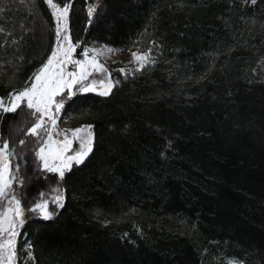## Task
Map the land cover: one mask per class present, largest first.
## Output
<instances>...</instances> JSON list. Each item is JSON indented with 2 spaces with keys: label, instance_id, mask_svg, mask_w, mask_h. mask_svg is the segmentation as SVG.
Segmentation results:
<instances>
[{
  "label": "trees",
  "instance_id": "1",
  "mask_svg": "<svg viewBox=\"0 0 264 264\" xmlns=\"http://www.w3.org/2000/svg\"><path fill=\"white\" fill-rule=\"evenodd\" d=\"M53 3L70 4L75 56L97 43L150 49L154 62L113 72L108 96H57L69 127L93 132L62 180L36 155L33 109L0 108L15 177L4 202L14 194L23 210L19 264L27 245L34 264H264V0ZM0 29L6 102L57 37L47 0H0ZM40 202L51 219L31 210Z\"/></svg>",
  "mask_w": 264,
  "mask_h": 264
},
{
  "label": "snow or ice",
  "instance_id": "2",
  "mask_svg": "<svg viewBox=\"0 0 264 264\" xmlns=\"http://www.w3.org/2000/svg\"><path fill=\"white\" fill-rule=\"evenodd\" d=\"M252 3H255L256 0H251ZM47 3L52 7L54 11V16L56 17L57 26H56V37H57V50L51 53V57L47 60V62L34 74L35 83L31 85V87L26 88L25 90L15 94L14 98L9 101L8 105L5 106L3 101H0V108L3 111H15V109L19 106V102L23 99H27V107L29 109H35L37 113L43 112L44 114H49L50 112V105L53 103V97L57 95H62L65 88L71 89L72 85L78 83L82 80L87 79L89 73L85 70L84 63L79 60H71V52L74 51V47L71 42L70 38L66 35L65 40L68 43V48H64L60 46V34H61V17L64 18V24L66 27L67 23V12L70 7V4H65L63 8L59 7L58 5L53 3V0H47ZM96 11L95 7L89 6L88 15L91 17L94 12ZM2 31V29H0ZM88 51L85 50L83 55L85 57L88 56ZM109 53L113 52V49H107ZM98 54V53H97ZM71 62L75 64L79 69L80 73L76 71L68 72L66 75L67 77H72V79H66V75L64 73L62 65ZM154 61L151 58V50L144 52L143 54L139 52L132 53V60L129 63L137 64L136 71H141L146 64L153 63ZM89 63L93 64V67L97 71H105L103 65H96L95 61H89ZM121 73L125 72L124 68L119 69ZM79 76V80L76 77ZM101 84L106 83L105 81H100ZM118 83V81H117ZM95 82H92L89 85L82 86L78 91L87 92L94 90ZM113 84L110 80L107 82V87L105 91L100 92L99 94L102 96H108L111 92V88ZM70 97H65V100L69 99ZM64 106V102H57L56 103V110L59 111L60 108ZM49 119H52L51 115H49ZM44 123L43 120H39L35 124V126L31 129V134H37V129L41 127ZM53 127H55V121L53 120ZM87 131L86 137H79L77 134L81 132ZM73 136L77 139H80L81 143V150L77 151L73 156L68 157L66 160L63 157L62 152H58L53 155V159H59L61 164L59 166H52L49 167L48 160L45 158L44 151L45 149L42 147L40 148L39 152L36 155L39 157L41 161L44 162V168L48 171L57 172L59 174V178L62 180L64 178V170H71V162L75 161L77 164H82L88 154L92 151V133L90 128H79L73 131ZM51 139V135L49 134V140ZM66 144L65 147L71 145V140H68L67 137L65 138ZM21 144L24 142L21 141ZM7 144L0 148V198H5L7 190L11 188L15 177L10 175L9 170V161L8 156L5 154V150L7 149ZM15 171H19L17 167ZM22 184L23 182L20 181ZM42 195V194H41ZM63 197H57L56 203L60 207H63V204L60 201ZM15 203V208L9 207L6 212L0 213V232L8 231L9 232V239L5 241L4 244H0V252H3L5 248L8 249L7 260L9 264L15 257V249H14V237L17 235L15 232L16 222L14 217H10L9 213L15 214V217L22 216V210L20 207V201L15 197L13 194L11 199L8 200L9 205ZM37 209L40 210V213L43 215L44 219H51L53 213H49L47 210V203L40 202L32 208V211H36ZM20 223L22 224L23 221L21 220Z\"/></svg>",
  "mask_w": 264,
  "mask_h": 264
},
{
  "label": "rangeland",
  "instance_id": "3",
  "mask_svg": "<svg viewBox=\"0 0 264 264\" xmlns=\"http://www.w3.org/2000/svg\"><path fill=\"white\" fill-rule=\"evenodd\" d=\"M250 3H251V0H248V4H250ZM50 8L52 10V13H54L55 10L52 7H50ZM53 16H54V14H53ZM54 20H55V25L57 26V21H56L55 16H54ZM66 35L70 38L71 44L73 46H75V44L72 42L70 32H69V9L67 12L66 27L64 24V18L61 17V34H60L59 39H60V46H62L64 48H68V46H69L65 40ZM57 47H58V45H57V39H56V43H55V46L53 48V51H56ZM107 49H113V52L109 53L107 51ZM85 50H89L87 57H85V56H84V58L77 57V56H75V51H76V46H75L74 51L71 52V60H79V61H82L84 63L85 70L89 73V75L87 76V79L73 84L71 89L65 88L64 91L72 92L73 89L75 88V90L77 92H81L78 90L82 86L89 85L92 82H95L94 90H92V91H99V92L105 91L106 87H107V82L109 80L113 84V81H112V73L113 72L119 73L121 75H127V74H130V73H133L136 71V68L138 65L133 64V63H129V61L132 60V53L133 52H139L141 54L144 53L143 51L139 50V48H136V47L131 49V50H119V49H115L113 47H110V46H107L104 44H97V43L88 44L86 46ZM50 57H51V55L49 56V58ZM93 59H94L96 65H103L104 69H106V72L95 70V68L93 67V64L89 63V61H93ZM62 67H63L65 75L68 72H72V71H76L77 73H80V69L75 64H73L71 62H68V63L62 65ZM121 68L125 69L124 73H121L119 71V69H121ZM66 79L70 80V79H72V77H67V75H66ZM76 79L79 80V76H77ZM100 81H105L106 83L101 84ZM33 83H35L34 79H33L32 84ZM14 96L15 95H13L6 102L2 99H0V101H3L4 105L7 106L9 101L12 100L14 98ZM57 96L53 97V103L50 105L49 114H44L43 112L37 113L35 111V109H33V111L35 112L34 114H35V117L37 119V122H39V120L44 121V123L41 125V127L37 129V134H35V135L39 136V139L42 141V145L40 146V148L43 147L45 149L44 155H45V158L48 160L49 167L59 166L61 164V161L59 159H53L54 154H56L58 152H62L63 157L66 160L68 157L73 156L77 151L81 150L80 139H77L73 136V131H75V130L71 129L69 127L68 117L61 113V110H62L61 108L59 109V111L56 110V103H57L56 98H57ZM21 104L27 105V99L25 98V99L21 100L19 102V106ZM49 115H51L52 119H49ZM53 120L55 121V127H53ZM84 128L88 129L89 127H84ZM90 130H91V128H90ZM91 133H92V140H93L92 130H91ZM49 134L51 135L50 140H49ZM87 134H88L87 131H85V132L78 133L77 135L79 137L83 138V137H86ZM66 137L68 140H71V145L67 146V147H65V144H66L65 138ZM3 146L4 145H1V143H0V148H3ZM92 146H93V143H92ZM40 148H39V150H40ZM39 150H38V152H39ZM5 154L8 156L7 149L5 150ZM38 159H39V157H38ZM8 161H9V170H10L9 157H8ZM39 161L42 164V166L44 167V162L41 161L40 159H39ZM73 164H77V163L75 161H72L71 166ZM65 171H67V169H65L64 172ZM10 175H12V171H10ZM57 197H58V195L56 196V198ZM56 198H55V200H56ZM4 199L5 198H0V213L6 212L9 207H12L13 209L15 208L14 202L11 205H9L8 200H10V199H6L5 200L6 202H4ZM21 210H22V208H21ZM22 213H23V210H22ZM9 216L14 217V219H15V222H16L15 232L17 233V235L14 237L15 257L11 261V264H19L21 257H20V253L17 251L18 233H19L18 228L21 224L20 221L22 220L23 214L20 217H15V214L13 212V213H9ZM9 238L10 237H9L8 231L0 232V244H4L5 241ZM25 251L27 252V256L22 259L23 264H34V259H33V256L31 254L30 246L27 245L25 247ZM7 255H8V249L7 248H5L3 250V252H0V264H9V261L7 260ZM231 264H235V263H231Z\"/></svg>",
  "mask_w": 264,
  "mask_h": 264
}]
</instances>
